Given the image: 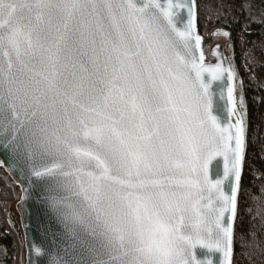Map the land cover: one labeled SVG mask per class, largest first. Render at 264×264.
<instances>
[{
	"label": "snow or ice",
	"instance_id": "obj_1",
	"mask_svg": "<svg viewBox=\"0 0 264 264\" xmlns=\"http://www.w3.org/2000/svg\"><path fill=\"white\" fill-rule=\"evenodd\" d=\"M196 22V0H0V164L60 227L46 264H233L244 100Z\"/></svg>",
	"mask_w": 264,
	"mask_h": 264
},
{
	"label": "trees",
	"instance_id": "obj_2",
	"mask_svg": "<svg viewBox=\"0 0 264 264\" xmlns=\"http://www.w3.org/2000/svg\"><path fill=\"white\" fill-rule=\"evenodd\" d=\"M197 31L208 44L229 33L245 100L246 147L234 228L233 264H264V0H196ZM20 191L0 171V264H23L11 214Z\"/></svg>",
	"mask_w": 264,
	"mask_h": 264
},
{
	"label": "water",
	"instance_id": "obj_3",
	"mask_svg": "<svg viewBox=\"0 0 264 264\" xmlns=\"http://www.w3.org/2000/svg\"><path fill=\"white\" fill-rule=\"evenodd\" d=\"M198 32V31H197ZM220 54L226 58L225 64H231L226 52L219 48ZM214 61L205 60L207 64H216L219 62V56L215 54ZM232 66V65H231ZM0 159L8 161V154L0 149ZM219 163V162H216ZM215 167V164L213 165ZM0 169L9 177L20 191V198L15 204V210L18 214L19 225L23 236L24 243V264H46L43 258L37 257L32 250V243H43L50 247H55V242L59 240L58 233L60 227L50 214L46 213L43 205L38 204L35 200L29 199L24 201L25 195L22 182L18 179L17 174L8 166L7 163L0 164ZM201 256L206 255L204 251L200 252ZM218 261V258H217Z\"/></svg>",
	"mask_w": 264,
	"mask_h": 264
},
{
	"label": "rangeland",
	"instance_id": "obj_4",
	"mask_svg": "<svg viewBox=\"0 0 264 264\" xmlns=\"http://www.w3.org/2000/svg\"><path fill=\"white\" fill-rule=\"evenodd\" d=\"M206 3L208 4V6H211L214 4V0H206ZM222 33L223 32H217L216 34H214V36L212 37L211 40L207 41L208 44L205 45V43H203L202 46H203L204 53L206 56H210V54H209V51L211 49L210 47H212L214 44L221 45L225 49L226 53L228 54L231 65L234 67V59H233V55H232V45H231L229 36H224ZM239 82H240V80L238 79V76H237L236 95L238 98L242 96L243 100H244L243 90H242V87L240 86ZM243 114H245V100H244V113ZM0 171H2V170L0 169ZM16 202L13 204L14 209H15ZM11 220H12L14 227L19 232L20 237L22 239V243H23V236H22V232L20 229L18 214L16 213V210L13 212V214H11ZM22 255H23V264H24V243H23Z\"/></svg>",
	"mask_w": 264,
	"mask_h": 264
},
{
	"label": "flooded vegetation",
	"instance_id": "obj_5",
	"mask_svg": "<svg viewBox=\"0 0 264 264\" xmlns=\"http://www.w3.org/2000/svg\"><path fill=\"white\" fill-rule=\"evenodd\" d=\"M210 48H211L210 51H209L210 56H206V55H205V57H206L205 60H209V61H213V60H215V59H216L215 54H216L217 48H220L221 50H223L224 52H226L225 49H224L221 45L214 44V45H213L212 47H210ZM226 54H227V53H226ZM232 55H233V52H232ZM227 56H228V54H227ZM228 58H229V57H228ZM229 60H230V59H229Z\"/></svg>",
	"mask_w": 264,
	"mask_h": 264
}]
</instances>
